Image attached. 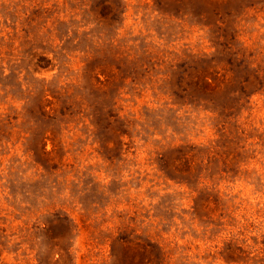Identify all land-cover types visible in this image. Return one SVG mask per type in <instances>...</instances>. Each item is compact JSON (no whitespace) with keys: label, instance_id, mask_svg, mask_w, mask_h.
<instances>
[{"label":"rangeland","instance_id":"1","mask_svg":"<svg viewBox=\"0 0 264 264\" xmlns=\"http://www.w3.org/2000/svg\"><path fill=\"white\" fill-rule=\"evenodd\" d=\"M0 264H264V0H0Z\"/></svg>","mask_w":264,"mask_h":264}]
</instances>
